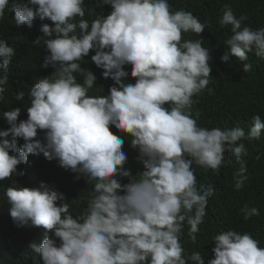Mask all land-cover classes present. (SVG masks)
<instances>
[{
  "label": "clouds",
  "instance_id": "9594fccd",
  "mask_svg": "<svg viewBox=\"0 0 264 264\" xmlns=\"http://www.w3.org/2000/svg\"><path fill=\"white\" fill-rule=\"evenodd\" d=\"M220 12L231 32L221 60L264 58V28L228 5ZM202 21L171 0H0V38L16 44L0 39V103L8 88L26 96L0 111V182L13 181L4 193L13 221L41 239H29L35 264H264V232L236 226L260 215L248 199L206 218L215 188L202 184L204 169L218 174L231 152L241 190V141L259 140L264 118L254 114L247 131L227 119L198 124L193 97L212 92V58L183 36H201ZM38 68L26 93L13 84ZM104 78L114 84L95 94Z\"/></svg>",
  "mask_w": 264,
  "mask_h": 264
},
{
  "label": "trees",
  "instance_id": "16d2710c",
  "mask_svg": "<svg viewBox=\"0 0 264 264\" xmlns=\"http://www.w3.org/2000/svg\"><path fill=\"white\" fill-rule=\"evenodd\" d=\"M176 7L187 8L198 14L210 26L199 35L195 33L184 34V39L201 40L202 46L210 50L211 61L210 66L212 71L210 75L209 88L196 97H193L195 103L193 105V115L198 111L200 113L198 124L202 127L213 128L215 125L224 126L226 121L227 127L234 125H245L247 131L252 123V116L259 114L264 118V58L256 57L254 53H249L247 61L241 62L235 56L229 55V60L224 62L221 57L229 51L228 46L224 41L231 34L230 26L221 28L218 24L220 10L225 5L231 7L233 13L239 17L246 15L248 20L245 24L253 29L264 28V0H171ZM170 3V2H169ZM171 5V3H170ZM41 21L37 20V27ZM4 31L3 34H6ZM0 38L8 41L12 46H16L14 41L8 36ZM20 50V49H19ZM18 50V51H19ZM32 53H35L32 52ZM33 62V61H32ZM31 62V63H32ZM242 63H250L252 71L245 73L242 70ZM34 64H25L24 70H33ZM40 67V66H39ZM49 75L52 72L51 68L46 69ZM44 74L41 68H38L32 74V79L27 82V78L23 76L15 77L13 84L18 87H26L23 91L26 93L28 87L34 80ZM104 85L100 83L95 94L105 93L114 82L109 78ZM27 82V83H26ZM214 89V90H213ZM16 92L10 88L4 94V99L0 103V111L11 109L16 106H24L26 104V96L23 101H16ZM226 108V109H225ZM2 115V112H0ZM219 121V122H217ZM4 120L0 119V128L4 125ZM245 144L247 155L240 159L246 162L247 175L249 179L244 187L236 191L234 189V181L232 173L238 168L236 157L231 152L225 153L224 163L219 171L215 173L212 170L204 169L201 175L202 180H205L203 185H213L215 188L214 195L210 198L208 204L207 215L213 209L215 212L224 210L225 212L234 213L232 209L225 208L222 203L234 197L248 199L250 207H257L260 210L259 216L253 217V222L246 220L236 224L244 230L252 232H264V133L259 140L241 141ZM260 158L257 159L256 157ZM15 180L21 186H26L23 176H14ZM13 183L11 180L0 182V264H35L33 251L29 247L32 241H41L38 234L30 227V222L27 224L18 225L10 216V208L6 204V196L4 195L6 188ZM27 187V186H26ZM244 200V199H242ZM219 217H222L220 215ZM36 228V227H33ZM30 239V240H29ZM13 255L9 256L11 252Z\"/></svg>",
  "mask_w": 264,
  "mask_h": 264
},
{
  "label": "bare ground",
  "instance_id": "6f19581e",
  "mask_svg": "<svg viewBox=\"0 0 264 264\" xmlns=\"http://www.w3.org/2000/svg\"><path fill=\"white\" fill-rule=\"evenodd\" d=\"M85 18L90 20V17L87 16V15L85 16ZM125 68H126V66H125ZM52 71H53V70H52ZM108 81H109V80H107V79L104 78L102 82H108ZM248 221H249V222H253V217H251L250 219H248Z\"/></svg>",
  "mask_w": 264,
  "mask_h": 264
},
{
  "label": "water",
  "instance_id": "95a60500",
  "mask_svg": "<svg viewBox=\"0 0 264 264\" xmlns=\"http://www.w3.org/2000/svg\"><path fill=\"white\" fill-rule=\"evenodd\" d=\"M92 63H93V62H92ZM126 168H127V169H130L131 172H132V169H131L129 166H127ZM138 171H141V169L136 168L133 172H134V173H137ZM133 172H132V173H133ZM137 175H139V174L137 173Z\"/></svg>",
  "mask_w": 264,
  "mask_h": 264
}]
</instances>
